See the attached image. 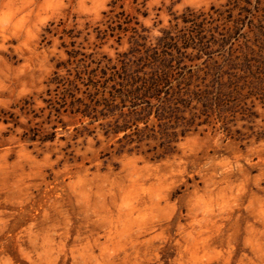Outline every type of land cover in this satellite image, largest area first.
<instances>
[{"label":"rangeland","instance_id":"374dc122","mask_svg":"<svg viewBox=\"0 0 264 264\" xmlns=\"http://www.w3.org/2000/svg\"><path fill=\"white\" fill-rule=\"evenodd\" d=\"M0 264H264V0H0Z\"/></svg>","mask_w":264,"mask_h":264},{"label":"clouds","instance_id":"9594fccd","mask_svg":"<svg viewBox=\"0 0 264 264\" xmlns=\"http://www.w3.org/2000/svg\"><path fill=\"white\" fill-rule=\"evenodd\" d=\"M0 20H2L3 24L7 25L10 21V15L5 13L3 17H0Z\"/></svg>","mask_w":264,"mask_h":264}]
</instances>
